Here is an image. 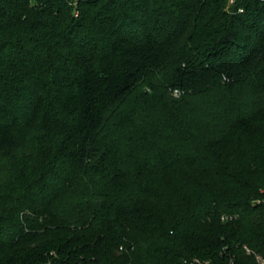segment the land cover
<instances>
[{"label":"trees","instance_id":"16d2710c","mask_svg":"<svg viewBox=\"0 0 264 264\" xmlns=\"http://www.w3.org/2000/svg\"><path fill=\"white\" fill-rule=\"evenodd\" d=\"M244 245L264 253V0H0V264Z\"/></svg>","mask_w":264,"mask_h":264},{"label":"built area","instance_id":"2783aa9c","mask_svg":"<svg viewBox=\"0 0 264 264\" xmlns=\"http://www.w3.org/2000/svg\"><path fill=\"white\" fill-rule=\"evenodd\" d=\"M241 253L240 257L238 254H228L227 248H224L217 262L212 259L192 258L184 260V264H264V253L256 252L246 245L241 247ZM246 258L250 260L246 261Z\"/></svg>","mask_w":264,"mask_h":264}]
</instances>
